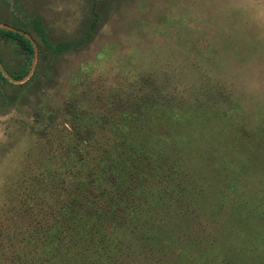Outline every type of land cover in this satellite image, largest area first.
I'll return each instance as SVG.
<instances>
[{
    "label": "rangeland",
    "instance_id": "1",
    "mask_svg": "<svg viewBox=\"0 0 264 264\" xmlns=\"http://www.w3.org/2000/svg\"><path fill=\"white\" fill-rule=\"evenodd\" d=\"M0 23L26 32L35 47L30 58L0 29V264L14 255L6 234L32 230L23 228L34 188L71 166L59 163L71 105L119 119L162 87L183 120H162L157 133L173 136L171 149L191 159L213 198L202 203L203 224L173 210L175 223L201 226L202 240L213 233L216 264H261L241 251L264 234V0H0ZM33 67L28 80L14 81ZM189 255L173 258L189 264Z\"/></svg>",
    "mask_w": 264,
    "mask_h": 264
},
{
    "label": "trees",
    "instance_id": "2",
    "mask_svg": "<svg viewBox=\"0 0 264 264\" xmlns=\"http://www.w3.org/2000/svg\"><path fill=\"white\" fill-rule=\"evenodd\" d=\"M9 32L16 45L33 58L35 47L29 37ZM27 72L12 77L22 78ZM167 94L159 88L149 102L136 103L135 112L123 110L120 118L113 120L71 105L69 148L59 157V163L65 158L71 166L59 168L52 184L45 179V186L34 188L35 202L27 208L30 227L23 228L32 230L5 237L14 248L11 264H137L138 258L143 259L142 264H176L174 255L183 260L187 251L189 264L218 262L220 247H216L213 233L202 240L198 237L201 226L197 234L190 231L189 224L188 229L180 228L172 217L177 210L195 227L203 224L202 203L213 202V198H207V185L189 170L191 159L182 160L186 155L177 147L171 149L175 147L173 136L157 133L158 127L166 128L162 120H183ZM157 118L160 121H155ZM97 126L108 134L96 137ZM85 132L88 138H83ZM222 162L214 161L215 167ZM188 181L191 187L196 186L192 187L194 198L186 189ZM209 224L221 228L216 221L209 220ZM251 246H245L242 255L260 258L264 264L260 249L264 248V234L257 238L255 252L249 251Z\"/></svg>",
    "mask_w": 264,
    "mask_h": 264
},
{
    "label": "flooded vegetation",
    "instance_id": "3",
    "mask_svg": "<svg viewBox=\"0 0 264 264\" xmlns=\"http://www.w3.org/2000/svg\"><path fill=\"white\" fill-rule=\"evenodd\" d=\"M0 24H1V23H0ZM14 27H15V28H3V27H0V29H1V28L4 29V30H2V31H4V32L8 35V37H10L11 39H13V37H12V35L10 34L9 31L14 30V31H18V32H23L22 34H24L26 37H29V39L31 40L30 36L27 35L26 32L18 30V29H20V28H18V27H16V26H14ZM16 28H17V29H16ZM0 31H1V30H0ZM31 41H32V40H31ZM32 42H33V41H32ZM31 64H32V63H31ZM5 71H6V70H5ZM4 75H5V72L2 71V69H1V72H0V78H1V81H4V80H5Z\"/></svg>",
    "mask_w": 264,
    "mask_h": 264
},
{
    "label": "water",
    "instance_id": "4",
    "mask_svg": "<svg viewBox=\"0 0 264 264\" xmlns=\"http://www.w3.org/2000/svg\"><path fill=\"white\" fill-rule=\"evenodd\" d=\"M0 27H4V26L2 24H0ZM6 28H11V27H6ZM34 66H35V64H34ZM33 71H34V67H33V70L31 71V73L26 78H24L22 80H15L14 79V81L16 83H23V82H25L26 80H28L30 78V76L32 75Z\"/></svg>",
    "mask_w": 264,
    "mask_h": 264
}]
</instances>
